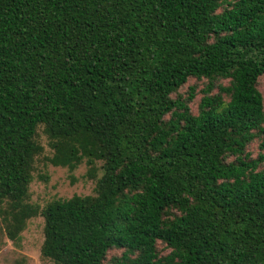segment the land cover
I'll return each instance as SVG.
<instances>
[{
  "label": "trees",
  "instance_id": "1",
  "mask_svg": "<svg viewBox=\"0 0 264 264\" xmlns=\"http://www.w3.org/2000/svg\"><path fill=\"white\" fill-rule=\"evenodd\" d=\"M263 78L264 0H0V251L264 264ZM39 163L94 193L33 204Z\"/></svg>",
  "mask_w": 264,
  "mask_h": 264
},
{
  "label": "rangeland",
  "instance_id": "2",
  "mask_svg": "<svg viewBox=\"0 0 264 264\" xmlns=\"http://www.w3.org/2000/svg\"><path fill=\"white\" fill-rule=\"evenodd\" d=\"M260 88L264 94V78L261 81ZM198 98L193 104L195 112L197 111ZM42 143L47 154H49L50 149L44 136H42ZM258 144V142L253 143L250 150L256 152ZM87 170L88 168L84 164L71 172L67 168L39 163L38 171L34 174V181L30 188L31 202L44 207L55 199L93 194L95 183L87 176ZM43 229L44 219L42 216L31 219L27 229L22 234L21 246H16L7 240L6 246L0 251V264H43L41 259V248L44 241Z\"/></svg>",
  "mask_w": 264,
  "mask_h": 264
}]
</instances>
